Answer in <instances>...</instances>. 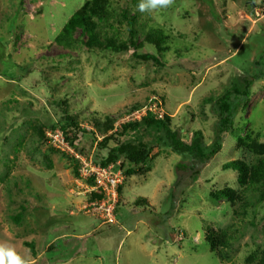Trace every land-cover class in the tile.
<instances>
[{"label": "rangeland", "instance_id": "obj_1", "mask_svg": "<svg viewBox=\"0 0 264 264\" xmlns=\"http://www.w3.org/2000/svg\"><path fill=\"white\" fill-rule=\"evenodd\" d=\"M91 1L0 0V245L26 264H264V201L246 205L247 175L227 167L250 171L264 157V0H172L151 12L112 0V15H136L140 49L68 47L59 36ZM116 24L128 39L127 23ZM245 77L248 104L229 95L234 124L221 150L172 200L176 165L191 154L146 124L120 133L122 124L158 98L156 114L188 144L200 131L208 147L220 97ZM57 128L69 146L51 139ZM130 146L150 157L132 162ZM107 160L124 175L115 223L94 211L83 167Z\"/></svg>", "mask_w": 264, "mask_h": 264}, {"label": "trees", "instance_id": "obj_2", "mask_svg": "<svg viewBox=\"0 0 264 264\" xmlns=\"http://www.w3.org/2000/svg\"><path fill=\"white\" fill-rule=\"evenodd\" d=\"M111 8L112 0H92L90 4L82 7L71 17L60 34L59 40L72 48L77 47L80 44H87L89 48L111 49L114 51H125L130 48H136L135 50L140 49L141 45L137 40L138 28L136 26V15L132 14L127 9H123L120 12V16L117 17L111 14ZM116 21L119 23L125 21L127 23L129 29L128 39H123L119 35ZM78 27H81L82 31L80 36L75 37L74 33ZM83 33L88 34L87 40L82 38ZM139 56L145 60L155 58L153 54L148 53H141ZM251 77L258 79L256 75H252ZM253 78L245 77L243 80L245 87L243 89L234 88L230 91L227 90L220 97L218 101V109L220 112L218 121L219 126L212 143L208 147L201 142L202 134L200 131L195 134L192 144L186 143L180 136V132L171 128L167 116L163 118L150 113V115H145L142 120H132L126 124H122V130L120 133H123L130 128L137 129L141 124H146L147 127L155 128L163 133L162 136L165 138V141H167L173 149L181 153L191 154V160H182L176 165V179L173 182L170 191L172 200L177 199L184 187L191 185L196 181L204 166L221 150L224 135L234 124L233 114L228 101L229 95L234 93L237 98L246 97L244 105H247ZM66 119L70 121L72 126L77 124L75 118L70 114H67ZM53 126L55 127L56 125ZM62 126L66 127L64 125ZM115 155L116 153L113 152L109 157H115ZM149 155V148H143L142 146L137 149L131 146L128 148L127 157L136 164L147 161L150 157ZM108 161L109 160L106 162L101 161L99 163L101 165H106ZM227 167L240 169L247 175V180L244 181L245 189L250 193H254L255 200L252 202L249 201V199H245V204L254 206L260 205L264 201V157L260 158L257 163L253 164L250 171L248 170V166L242 161H231L227 164ZM131 172L132 171H127V173ZM222 193L224 195L228 194V192ZM96 196L100 197L101 195L97 194ZM174 203H176V201H173V205ZM173 208L174 207L170 208L168 215L173 214ZM218 236L224 239L223 243L225 245H227L231 239L229 230H223Z\"/></svg>", "mask_w": 264, "mask_h": 264}, {"label": "built area", "instance_id": "obj_3", "mask_svg": "<svg viewBox=\"0 0 264 264\" xmlns=\"http://www.w3.org/2000/svg\"><path fill=\"white\" fill-rule=\"evenodd\" d=\"M161 101L156 98L150 102L143 115L148 114V110L158 112L161 109ZM162 117L163 114H156ZM52 140L58 141L59 145L69 144L66 142L62 131L57 128L49 133ZM62 143V144H60ZM88 179L91 181L92 190L101 195L93 204V209L98 213L105 223H115L117 221V207L120 200V187L124 181V175L121 171H114L110 167L102 165H83Z\"/></svg>", "mask_w": 264, "mask_h": 264}, {"label": "clouds", "instance_id": "obj_4", "mask_svg": "<svg viewBox=\"0 0 264 264\" xmlns=\"http://www.w3.org/2000/svg\"><path fill=\"white\" fill-rule=\"evenodd\" d=\"M172 0H140L138 9L141 12H151L158 8H166ZM7 257V262L5 258ZM0 264H26V261L19 256L14 248L5 245H0Z\"/></svg>", "mask_w": 264, "mask_h": 264}]
</instances>
